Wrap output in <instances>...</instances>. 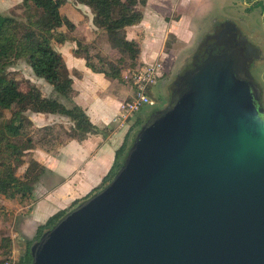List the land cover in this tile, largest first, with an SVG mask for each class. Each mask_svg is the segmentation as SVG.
<instances>
[{
  "label": "water",
  "instance_id": "95a60500",
  "mask_svg": "<svg viewBox=\"0 0 264 264\" xmlns=\"http://www.w3.org/2000/svg\"><path fill=\"white\" fill-rule=\"evenodd\" d=\"M189 47L113 180L32 244L31 264H264L259 48L228 20Z\"/></svg>",
  "mask_w": 264,
  "mask_h": 264
},
{
  "label": "trees",
  "instance_id": "16d2710c",
  "mask_svg": "<svg viewBox=\"0 0 264 264\" xmlns=\"http://www.w3.org/2000/svg\"><path fill=\"white\" fill-rule=\"evenodd\" d=\"M74 3L90 11L95 26L103 32L106 44L116 55L105 54L99 45L86 40L73 19L74 12H82L77 7L76 11H72L73 15L69 14V0H22L10 13L0 11L1 202L25 205L33 200L37 183L48 172L33 158L37 148L49 151L52 148L56 152L70 141L83 142L89 135L99 133L107 135V128L101 130L96 127L80 106L69 108L62 102L71 103L75 90L65 59L53 44L75 43L74 54L84 59L89 69L122 85L127 83L124 75L126 61L130 69L142 67L141 41L129 38L128 34L130 28L143 22L148 0H74ZM21 60L37 78L53 88L56 97L45 96L41 89L24 80L20 71L11 70ZM29 113L57 115L69 119L70 124L39 128L29 118ZM142 122V118L136 119L134 131L127 134L116 151L109 173L97 188L81 200L113 180ZM81 200L39 225L34 237L26 239L25 251L16 258V263L31 264L32 244ZM7 214L8 209L0 204V264L12 261L14 255L13 233Z\"/></svg>",
  "mask_w": 264,
  "mask_h": 264
},
{
  "label": "crops",
  "instance_id": "0c3cea01",
  "mask_svg": "<svg viewBox=\"0 0 264 264\" xmlns=\"http://www.w3.org/2000/svg\"><path fill=\"white\" fill-rule=\"evenodd\" d=\"M217 1L226 3L232 0H201L203 4L207 2L208 5ZM251 1L235 0V2L242 3L244 9L251 5ZM78 8L81 12L88 10L81 6ZM88 14L91 17H73L79 30L88 42L96 43L99 38L104 40L103 32L95 26L94 17L90 11ZM168 19L169 17H145L139 26L129 29V31L137 32L134 38L141 41L142 66L165 58L164 72H166L168 60L171 57L166 51L167 34L174 35L179 41L189 38L185 28L179 30L169 26L166 30L165 23ZM179 22L184 23L185 18L182 17ZM192 23H194L193 20ZM54 48L62 54L73 76L75 90L73 101L71 103L62 102L69 108L73 105L80 106L96 127L101 130L107 128V135L99 133L89 135L83 142L70 141L56 152L52 148L49 151L41 147L34 151L33 158L45 166L48 172L37 183L33 200L25 205L19 202L0 201V204L8 209L7 215L10 219L9 224L12 225L11 229L19 231L23 242L33 238L39 225L46 223L59 211L68 209L75 201L86 197L102 183L113 166L116 151L123 144L127 134L134 131L136 119L140 117L144 120L149 110L148 108L143 109L125 129H119L112 121L119 114L121 105L131 98L134 91L132 85L111 82L103 74L94 73L87 67L84 59L74 54L75 43L56 45ZM41 90L47 97H56L52 87H48V90ZM28 116L39 128L70 124L69 119L57 115L29 113ZM29 209L31 210L28 212ZM15 223H17L16 228ZM13 239H15L14 234ZM18 255L20 254L14 248L13 259L15 261Z\"/></svg>",
  "mask_w": 264,
  "mask_h": 264
},
{
  "label": "rangeland",
  "instance_id": "374dc122",
  "mask_svg": "<svg viewBox=\"0 0 264 264\" xmlns=\"http://www.w3.org/2000/svg\"><path fill=\"white\" fill-rule=\"evenodd\" d=\"M69 1L71 2V4L68 6V8H70V11H68V13L73 15L72 11L74 10L76 11L77 7L79 6L76 3H74V0H69ZM21 2L22 0H0V11L5 14H8L11 11H13L14 8ZM204 3L206 4H203L201 0H193L190 2L189 0H149L147 7L144 9L145 17H169V19L165 23L166 30L167 27L169 26H173L174 28H178L179 30L185 28L189 36L187 40L179 41L173 35L166 33L167 34L166 50L171 55V57L168 60L169 61L168 68L166 72H164L163 77L161 78V80L163 81L159 82V84L153 89V91L150 92V95L153 98V100L156 102V105H164L169 98L166 84L169 85L170 82L172 81L171 71L175 66V62H177L176 59L178 58V56L182 54V58H183L182 59L183 62L180 63V65L178 66V68L180 69L184 64L188 63L187 59L191 57L190 50L187 51L186 49L187 48L189 49L190 48L189 46L191 45L193 47V45L195 46L197 43H200V41L204 37V34L209 30V28L213 25V23L215 24L216 22L224 21L225 18H228L231 21L242 19V17H236L237 19L234 17L239 13L242 14L241 12L244 11V7L240 2H235V0H232L226 3H221V1H217L211 5H208L207 2ZM88 13H89L88 10L82 11V15H79L77 12L76 13L74 12L73 17H91ZM182 17L185 18L184 23L179 22V20ZM192 20L194 21V23H192ZM252 20L254 27L257 28L259 23V18L253 17ZM257 31L258 30H256V32ZM193 32H195L194 35ZM136 33L137 32L130 30L129 37L134 38ZM257 35L258 32L256 33V37ZM96 44L100 46V48L104 51L105 54L111 56L116 55V52L112 51L111 48L106 44L105 38L104 40L102 38H99ZM53 46H56V44H53ZM160 62H162V64L165 66L166 59L163 58L160 60ZM124 64H125L124 75L125 74L129 75L131 69L127 67L128 66L127 61ZM258 68L260 69L259 65ZM11 70L20 71L22 73L24 80L35 85L39 89L48 90V87H51L44 80L37 78L33 74L32 69L26 64L24 60H21L18 63V65L12 68ZM70 75L73 78L72 74ZM260 75L262 76L261 70H260ZM146 108L150 109L151 107H146ZM16 224L17 223H15V228H16ZM8 225L10 227L12 226L9 224V222ZM12 231L15 238L14 248L18 254H21L23 251H25V245H24L25 242H23V237L20 236V233H18L19 231L17 229L14 230V228H12ZM12 261L16 263L14 259H12Z\"/></svg>",
  "mask_w": 264,
  "mask_h": 264
},
{
  "label": "built area",
  "instance_id": "2783aa9c",
  "mask_svg": "<svg viewBox=\"0 0 264 264\" xmlns=\"http://www.w3.org/2000/svg\"><path fill=\"white\" fill-rule=\"evenodd\" d=\"M164 65L159 60L146 64L138 69H131L125 78L133 87L131 98L125 101L120 108V112L112 121L119 129H125L128 123L146 107H153L156 102L150 95L159 79L164 75ZM6 264H16L9 261Z\"/></svg>",
  "mask_w": 264,
  "mask_h": 264
},
{
  "label": "flooded vegetation",
  "instance_id": "af4514ba",
  "mask_svg": "<svg viewBox=\"0 0 264 264\" xmlns=\"http://www.w3.org/2000/svg\"><path fill=\"white\" fill-rule=\"evenodd\" d=\"M250 4L251 5L247 9H244V11L241 12L242 14L239 13V14L234 16L235 18L236 17H242V19L238 20L236 18L237 20H234L233 22H235L239 26L247 29L251 34V38L253 39L254 44L259 48V54L257 57V64L260 66V70L262 72V80L264 82V0H252ZM244 17H247V18H244ZM253 17L259 18V23H258V27H257L258 29L256 27H254V25L252 23ZM229 18H231V17H229ZM225 20L231 21L228 18H225L224 21ZM256 30H258L257 31L258 32L257 37H256V33H257ZM161 81H163V80L159 79L157 85Z\"/></svg>",
  "mask_w": 264,
  "mask_h": 264
}]
</instances>
